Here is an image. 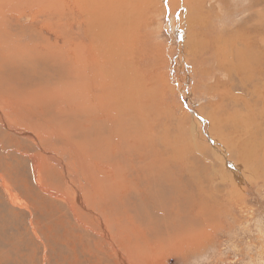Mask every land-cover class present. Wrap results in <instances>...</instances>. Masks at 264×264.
<instances>
[{
  "label": "rangeland",
  "instance_id": "obj_1",
  "mask_svg": "<svg viewBox=\"0 0 264 264\" xmlns=\"http://www.w3.org/2000/svg\"><path fill=\"white\" fill-rule=\"evenodd\" d=\"M11 1L0 264H264V0H128L129 19L117 0ZM189 175L218 202L193 244L144 260L194 227Z\"/></svg>",
  "mask_w": 264,
  "mask_h": 264
},
{
  "label": "bare ground",
  "instance_id": "obj_2",
  "mask_svg": "<svg viewBox=\"0 0 264 264\" xmlns=\"http://www.w3.org/2000/svg\"><path fill=\"white\" fill-rule=\"evenodd\" d=\"M13 1V0H12ZM11 1V2H12ZM126 1V4H127V8L124 6V2ZM17 2V1H16ZM19 2V1H18ZM110 2V1H109ZM117 2V4L114 6L115 8H116V6H118V4H120L119 5V7H120V10H122L123 11V13H122V15H121V11H120V13L118 14V16L119 17H121L122 16V18H126V19H129V18H127L126 16L128 15V13H133V14H135L134 12L135 11H137L136 9L134 10V8L132 7V5H131V2L130 1H128V0H117L116 1ZM122 2V3H121ZM14 3H15V1H14ZM108 3V2H107ZM105 4V3H100V9H101V14L103 15L102 17H107V16H110V10H111V8H110V4ZM8 4V3H7ZM18 4V3H17ZM3 5H5V4H3ZM1 6V5H0ZM10 6V5H9ZM14 7H16V6H14ZM19 7V6H18ZM113 7V8H114ZM2 9V8H1ZM10 10H11V8H10ZM13 10V9H12ZM3 11V10H2ZM100 11V10H99ZM143 11V10H142ZM3 12H5V10L3 11ZM7 12V11H6ZM5 12V13H6ZM9 12V11H8ZM100 13V12H99ZM16 14H18V13H16ZM9 15V14H8ZM12 15V14H11ZM97 15V14H96ZM17 16V15H16ZM93 16H95V14H93ZM99 16H100V14H99ZM97 17H98V15H97ZM1 18V17H0ZM101 18V17H100ZM137 21H134V22H132L133 24H135ZM133 24H131L132 25V27H134L133 26ZM256 31H258V30H256ZM258 34V33H257ZM122 37H116V39H121ZM53 55V54H52ZM53 57V56H52ZM58 56H55L54 57V60H60V59H58L57 58ZM53 61V60H52ZM59 63V62H58ZM60 63H61V60H60ZM62 64V63H61ZM55 67V66H54ZM58 67V66H57ZM64 68H66V66H64ZM52 69V68H51ZM61 69V68H60ZM52 70H54V69H52ZM56 70V69H55ZM58 70V69H57ZM60 71V70H59ZM250 71H251V69H250ZM250 71H249V69H247L246 71H245V74L247 75V77H250L251 76V74H249L250 73ZM264 72V71H263ZM58 73V72H57ZM252 73V72H251ZM67 74V73H66ZM52 75V74H51ZM53 75H55V71H54V74ZM253 76V75H252ZM57 77V76H56ZM19 80V79H18ZM242 81V80H241ZM246 81V80H245ZM243 82V81H242ZM248 83V82H247ZM13 86V85H12ZM65 87V86H64ZM17 89V88H16ZM12 90V89H11ZM19 90V89H18ZM3 94H4V92H3ZM6 96V95H5ZM4 97V96H3ZM16 97V95L14 96V98ZM18 97V96H17ZM262 98V97H261ZM8 99H10V98H8ZM7 100V99H6ZM10 101V100H9ZM14 102V101H13ZM18 102V101H17ZM8 103V102H7ZM17 105H18V103H17ZM245 107H247V106H245ZM247 108H249V107H247ZM250 109V108H249ZM249 109H248V111H249ZM0 111L2 112V108H0ZM261 111V110H260ZM260 111H259V113H260ZM262 112H264V108H263V110H262ZM2 114H4V113H2ZM2 117V116H1ZM5 119H7V118H5ZM1 120V119H0ZM264 120V119H263ZM5 124V123H4ZM7 124V123H6ZM232 124H234V123H232ZM8 125V124H7ZM236 127V126H235ZM235 149L238 151V153H237V157H238V159L240 160V161H242L243 162V160H245L246 159V157H245V155H244V153H243V150L245 149V147L244 146H236L235 147ZM264 150V149H263ZM235 152V151H234ZM255 153V152H254ZM225 155H227V154H225ZM263 155H264V153H263ZM228 156H229V154H228ZM252 157V158H251ZM229 158V157H228ZM249 158H251V160H253V161H256V158H255V156L254 155H250V157ZM231 159V158H230ZM232 159H234V158H232ZM237 160V159H236ZM239 161V162H240ZM236 162H238V161H236ZM235 162V163H236ZM248 162V161H247ZM237 164V163H236ZM251 164V163H250ZM243 165V164H242ZM254 165V164H253ZM263 165V164H262ZM229 166V165H228ZM245 166V165H244ZM247 166V165H246ZM250 167V166H249ZM237 169L239 168V167H236ZM239 169H241V168H239ZM244 170V169H243ZM239 171V170H238ZM190 172V171H189ZM162 173V172H161ZM236 175V174H235ZM191 178H192V181L194 182H197V184L195 185L196 187H194V189L196 188V191L198 192V190H199V192H198V194H196V195H194V194H192V195H194V203H196V206L194 205V204H190L193 208H191V206H190V208H191V211H192V209H195L196 207L198 208H196V210H194L195 211V214H196V218L194 219V218H192V221H193V225H194V227H192V229L191 230H189L188 232H185V233H183V232H178V231H181V230H183L184 228H185V226H189L190 224V222L189 221H187V220H184L183 222H184V225H181V222H179V223H177V227L175 228V230L177 231L176 233H175V235L174 234H172L171 236H169V237H167V239H165V245H166V247H164V246H154V247H150V246H147L146 247V251H145V255L143 256V259L145 260V259H149V258H152V257H149V255H148V253H150L151 251H153V252H163L162 251V249H167V247H168V245L169 244H171L172 245V247H173V249L174 248H176V247H178L177 245H179V243H180V245L182 246L183 244H189V242L188 241H190L191 240V243L193 244V242L194 241H196L197 239H198V237L196 236V232H194L195 231V229L196 228H198L199 226H201L202 224L204 225V223H205V220L204 219H206L207 217H205L203 220H202V222H201V219L200 218H202V216L204 217L205 215V213H206V211L208 212V213H206V214H210V211H212V208H213V206H215L214 204H215V201L216 202H218L217 201V199H214V197L215 196H213L211 193H209V192H206L205 190H204V188H202L203 186L201 185V183L200 182H198L196 179H194V177L192 176V175H189ZM165 177H167L166 175L164 176V178ZM161 178H163V177H161ZM163 178V179H164ZM171 178V177H170ZM173 178V177H172ZM166 179V178H165ZM169 181L168 182H170V180L171 179H168ZM173 181H175V182H177L178 181V179H172ZM162 181V180H161ZM189 181V180H188ZM158 182V181H157ZM157 182H156V184H157ZM160 182V181H159ZM158 182V183H159ZM163 183L165 182H167L166 180L165 181H162ZM161 182V183H162ZM167 182V183H168ZM181 182V181H180ZM160 183V184H161ZM209 183V182H208ZM176 184V183H175ZM157 185H159V184H157ZM162 185H164V184H162ZM173 184H172V182L169 184V186L168 187H165V188H167V192H174L175 190L171 187ZM234 185V184H233ZM161 186V185H160ZM164 186H166V185H164ZM163 186V187H164ZM158 187V186H157ZM162 188V187H161ZM206 188V187H205ZM217 188V187H216ZM164 189V188H163ZM166 189H164V191H165ZM164 191L162 192V193H164ZM177 191H179V190H177ZM194 191V190H193ZM150 192V191H149ZM154 192V191H153ZM160 192V191H159ZM166 191H165V193L164 194H166L167 193ZM180 192V191H179ZM151 193V192H150ZM149 193V194H150ZM192 193V192H191ZM213 193V192H212ZM154 194V193H153ZM156 194V193H155ZM171 194H169V196H170ZM149 197H148V200L150 199V201H152V203L153 202H155V201H157L158 203H159V205H162V206H164L163 204H164V202H166V198H164L165 199V201L164 202H162L164 199H163V196H160V195H152V194H150V195H148ZM168 196V197H169ZM189 196H191V194L189 195ZM188 196V197H189ZM224 196V195H223ZM192 197V196H191ZM172 199H173V197H171ZM215 198H217V197H215ZM171 199V200H172ZM219 199V198H218ZM189 200V199H188ZM173 201V200H172ZM190 201H192V199L190 200ZM189 201V202H190ZM193 201H192V203H193ZM225 202V201H224ZM170 203V202H169ZM185 203H187V205L189 204L188 203V201L187 202H185ZM184 203V205H186ZM191 203V202H190ZM167 204V203H166ZM171 205V204H170ZM187 207V206H186ZM189 208V207H188ZM187 208V209H188ZM216 209H217V207H216ZM215 209V210H216ZM214 210V209H213ZM197 211H199V212H197ZM217 212H218V210H216ZM215 211V212H216ZM197 212V213H196ZM216 212V213H217ZM191 213V212H190ZM192 215H193V213H191ZM192 217V216H191ZM211 219V218H210ZM210 219H208V220H210ZM213 221V220H212ZM183 228V229H182ZM162 239V238H161ZM168 240V241H167ZM201 241L202 240H199V241H197V243H196V245L198 246V245H200V243H201ZM190 243V244H191ZM124 259V261L126 260V261H128V262H131L132 264H136V262L135 261H133V260H130L129 258H123ZM139 264H144V261L142 262V263H139Z\"/></svg>",
  "mask_w": 264,
  "mask_h": 264
}]
</instances>
